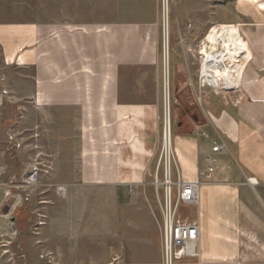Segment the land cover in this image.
Listing matches in <instances>:
<instances>
[{"label": "crops", "instance_id": "crops-1", "mask_svg": "<svg viewBox=\"0 0 264 264\" xmlns=\"http://www.w3.org/2000/svg\"><path fill=\"white\" fill-rule=\"evenodd\" d=\"M226 7L233 16L214 27L237 26L248 58L237 88L205 91L199 110L208 34L190 2L168 18L167 51L158 28L0 20V185L41 162L53 169L55 188L66 190L35 189L14 208L30 224L15 241L24 264L34 249L52 252L55 264H164L159 210L137 188L160 154L167 91L179 177L201 183L199 204L181 214L199 224V257L178 254L174 264H264V208L255 198L264 199V0ZM209 167L211 182L202 177ZM32 229L37 247L21 241Z\"/></svg>", "mask_w": 264, "mask_h": 264}, {"label": "rangeland", "instance_id": "rangeland-1", "mask_svg": "<svg viewBox=\"0 0 264 264\" xmlns=\"http://www.w3.org/2000/svg\"><path fill=\"white\" fill-rule=\"evenodd\" d=\"M182 1L190 2V11L192 13H197L206 18L207 24V38L209 40V35L214 28L218 20H229L233 16V9L227 8V5L233 4L236 0H167L168 4V17L172 18L179 14V6ZM30 4V6H28ZM56 0H0V20L8 22H17L23 20H39L41 18H54L59 17L63 19H73L80 21H118L122 22V26H126L130 31L141 33L146 30L155 31L156 28L159 29V34L161 36L162 45L164 47V36H165V11H164V0H66L63 5H58L56 7ZM218 24V23H217ZM227 24V23H222ZM229 26V25H223ZM220 26L218 28H221ZM231 26V25H230ZM234 26V25H233ZM238 76L234 79L230 91H233L237 88ZM204 90L207 93L220 92V90H215L211 87H206ZM207 97V95H206ZM206 104L204 103V106ZM173 102H170L169 107L174 108ZM199 110V104L196 102L195 106ZM166 101L164 102V108L161 112L160 124H161V138L162 145L160 149V154L152 161L148 176L145 181L138 185L137 190L140 192L146 193L152 199V206L156 209L157 203L156 199V170L157 165L160 160L161 152L164 148L163 146V119L166 116ZM173 117V115H172ZM171 117V119H172ZM173 121V120H172ZM173 125V123H172ZM173 128V127H172ZM175 131V129H174ZM173 132V129H172ZM173 147V145H172ZM20 167H16V171H20ZM32 168H26L23 173L31 171ZM46 172L42 173L39 185L36 187L26 188L22 187L21 177L23 173L16 177V180L13 181L16 185H20V188H12V196L6 197L5 194L9 192V188L12 180H8L5 184H1L0 188L4 191V204L0 209V221H5L8 223L9 219L17 218L19 222L18 232L27 233L30 228V224L27 222V216L25 210L18 208L13 212L14 208H17L18 204H22L23 194L35 193V189L38 191L48 190L52 193H55V185L52 183L53 178V169H44ZM18 174V173H17ZM162 173L160 172V182H162ZM249 181H247L248 183ZM254 189L251 183H248ZM163 189H160L162 193ZM255 190H253L254 192ZM257 194V193H256ZM264 196V194H262ZM2 195L0 194V200ZM257 207L264 208V199L256 195ZM181 214L184 216H189L192 214V211L187 208H181ZM2 223L0 222V226ZM6 226H4V229ZM16 227V224H14ZM32 237L23 239L21 236V241L27 246L37 247L40 242H35V239L38 237L39 233L32 229ZM8 230H2L0 228V244L7 239ZM18 241L13 244L11 253L14 258H16V264H24L22 256L25 255L18 248ZM1 250H0V264H5L1 259ZM21 258V259H20ZM52 258V262H49V259ZM54 254L52 252L47 253H37L36 249L32 251V254L29 256L28 264H55Z\"/></svg>", "mask_w": 264, "mask_h": 264}, {"label": "built area", "instance_id": "built-area-1", "mask_svg": "<svg viewBox=\"0 0 264 264\" xmlns=\"http://www.w3.org/2000/svg\"><path fill=\"white\" fill-rule=\"evenodd\" d=\"M165 22V19H164ZM165 26V24H164ZM167 36H164V49L166 51ZM203 66V65H202ZM200 91L197 96V102L200 106L203 105V100L206 97L204 88L210 87L206 82V77L203 68L199 74ZM164 138L163 150L161 152L160 160L156 170V181L154 183L156 188V203L160 213V228L163 238V254L164 264H174L177 255L180 254L185 258H198V244L200 241V227L196 222L184 220L181 216L182 207L197 206L200 201V182H184L179 177V169L174 151L168 154L165 149V138L167 133L171 138L172 119L170 113L163 119ZM171 140V139H170ZM220 150L219 146L213 147L214 152ZM44 164L37 162L32 167V170L24 173L21 176L22 187L31 188L39 185L43 172H46ZM50 169V168H48ZM160 172L162 173V182H160ZM174 173L177 174V179H174ZM214 168L209 167L207 172L202 175L207 182L213 180ZM20 188V185L11 183L10 190L5 194L6 197L12 196V188ZM160 189L162 193H160ZM65 188L58 187L56 194L64 196ZM8 230V237L0 244L2 258L9 262L14 261L11 253V247L18 237V231L14 229L13 218L6 223ZM52 262V258L49 259Z\"/></svg>", "mask_w": 264, "mask_h": 264}, {"label": "bare ground", "instance_id": "bare-ground-1", "mask_svg": "<svg viewBox=\"0 0 264 264\" xmlns=\"http://www.w3.org/2000/svg\"><path fill=\"white\" fill-rule=\"evenodd\" d=\"M164 11L165 35L167 36L169 18L167 0H164ZM167 44L168 43H166V51ZM202 52H204L205 55L203 70L206 82L215 90L228 92L234 79L239 74H242L245 60L248 58L247 49L238 27L233 25L223 26L221 28L214 27ZM242 60H244V63H241ZM166 93L167 115L170 113L171 116L168 91ZM165 140V149L169 154L173 150L172 131L171 138H169V134L167 133Z\"/></svg>", "mask_w": 264, "mask_h": 264}]
</instances>
